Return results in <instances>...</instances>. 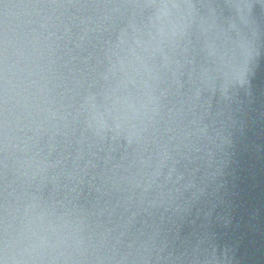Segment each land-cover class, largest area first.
Wrapping results in <instances>:
<instances>
[{"label":"water","instance_id":"1","mask_svg":"<svg viewBox=\"0 0 264 264\" xmlns=\"http://www.w3.org/2000/svg\"><path fill=\"white\" fill-rule=\"evenodd\" d=\"M0 264H264V0H0Z\"/></svg>","mask_w":264,"mask_h":264}]
</instances>
